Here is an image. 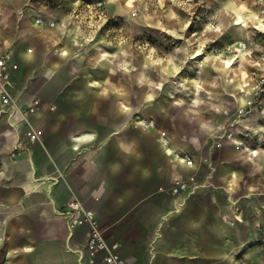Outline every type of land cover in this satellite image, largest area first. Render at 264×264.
I'll use <instances>...</instances> for the list:
<instances>
[{"label":"crops","instance_id":"0c3cea01","mask_svg":"<svg viewBox=\"0 0 264 264\" xmlns=\"http://www.w3.org/2000/svg\"><path fill=\"white\" fill-rule=\"evenodd\" d=\"M30 7L27 0H0V53L9 50L18 64L17 105L25 110L39 100L28 118L40 137L27 142L18 113L0 117V264H108L100 255L86 262V226L69 234L59 211L71 194L97 212L104 238L118 244L126 264H253L252 256L264 264V151L240 150L230 140L204 186L171 197L158 188L196 168L170 159L153 130L127 126L135 111L154 115L171 148L189 151L198 163L203 139L227 105L219 94L227 91L237 102L234 84L219 82L220 63H210L214 83L186 87L181 99L157 100L160 83L140 87L132 73L125 85L124 68L102 51V40L80 35L58 13L52 26L37 25L32 16L39 9ZM123 52L116 47L110 54ZM198 71L208 76L206 66ZM254 117L264 119V111ZM17 139L23 151L12 156Z\"/></svg>","mask_w":264,"mask_h":264},{"label":"rangeland","instance_id":"374dc122","mask_svg":"<svg viewBox=\"0 0 264 264\" xmlns=\"http://www.w3.org/2000/svg\"><path fill=\"white\" fill-rule=\"evenodd\" d=\"M27 2L28 7L39 9V12L32 16L34 23L37 17L51 19V15L58 13L57 16H61L59 18L64 15L68 20L74 21L80 35L91 36L97 42L102 40L99 42L102 51L108 52V58L118 61L124 68V74L121 75L125 85L131 84L132 73L136 76L139 74L140 87L146 86L149 80L160 83L158 86L162 89L156 90L157 100L169 96L181 99L185 96L186 87L203 81L207 84L214 83L217 74L210 68L215 61L208 58L218 57L224 60L226 66L219 62L220 69H223L222 73L218 74L219 82L223 87H226L228 81L231 85L234 84L236 96H244L246 101L239 105L234 97L227 96V91L219 94L223 103H227L219 111L221 121L205 135V138L202 135L203 147L199 162L194 165L196 169L179 178L189 181L190 189L193 185L197 186L190 193H186L187 196L195 194L202 185H205L202 184L205 183L203 182L205 178L213 176L220 162L221 151L229 143L235 142L240 150L251 148L264 151V131L259 127V124L264 125V119L256 120L254 117L251 118L254 120L251 123L249 118L250 113L264 111V96L254 95L257 81L264 76V12H259L254 0H27ZM236 6L245 18V24L236 18ZM244 7H257L260 16L251 11L253 16L247 18ZM240 41L246 43L245 48L249 47L248 53L245 48L239 49ZM116 47H122L124 51L117 57L110 54ZM244 50L246 56H243ZM203 65L207 67L208 76L198 71ZM234 66L235 69L229 72V67ZM162 67L166 70L165 74L159 72ZM126 88V95L132 97V91ZM134 94L136 97V92ZM202 94L206 98L210 93ZM153 100L140 106L138 110L148 109ZM231 101L233 104L229 105ZM138 115L140 114L135 111L127 126H134L133 119ZM145 117L152 118L157 128L161 129L154 115ZM246 117L249 118L250 125L249 122L243 125L242 120L247 119ZM259 130L261 138L257 132ZM244 139L251 142H244ZM246 143L253 146H245ZM173 183L174 180H171L160 186L157 191L159 194L174 197L176 195L171 193ZM254 245L253 242L247 244L251 247ZM252 257V263L258 264L256 256Z\"/></svg>","mask_w":264,"mask_h":264},{"label":"built area","instance_id":"2783aa9c","mask_svg":"<svg viewBox=\"0 0 264 264\" xmlns=\"http://www.w3.org/2000/svg\"><path fill=\"white\" fill-rule=\"evenodd\" d=\"M254 3L259 8L260 13L264 12V0H254ZM98 5H100V3H98ZM35 24H47L52 26L53 24H55V22L50 19L44 18L43 16H40L35 19ZM238 47L245 48V42H238ZM55 51L59 54H62V51L59 49H55ZM17 67L18 64L13 60L12 53L9 50L0 53V117L3 114L18 113L27 128V142L33 143L35 141H40V137L34 126L31 124L28 115L36 111V106L39 100H33L32 104L29 105L25 110H22L17 105L12 92V74ZM254 95L258 97L264 96V76L259 78V80L257 81ZM136 120H141V123L139 124V126L135 124L134 126L155 131L157 134V140L162 148H164L165 150L167 148H171L167 132L163 129H158L156 122L152 118L141 117L140 119ZM15 131L18 132L17 130ZM22 151L23 147L20 145L17 139L13 145L11 155H18ZM167 153L170 159H173L182 166L194 167L195 165L193 157L184 150L170 149V151ZM192 179L193 178L191 177L190 180ZM196 187V185H193L190 189L189 181L185 179H176L174 180L173 186L171 187V193L175 195H180L181 193L188 194ZM59 213L64 216L70 235L76 227L86 226L87 234L84 244L86 262L88 261L89 263H92L94 261V258L97 255H100L102 260L108 264H126L125 260L117 251L118 244L109 243L104 238L102 230L100 228L97 212L94 209L85 208L80 203V201L71 194L66 202L65 209L59 211Z\"/></svg>","mask_w":264,"mask_h":264},{"label":"bare ground","instance_id":"6f19581e","mask_svg":"<svg viewBox=\"0 0 264 264\" xmlns=\"http://www.w3.org/2000/svg\"><path fill=\"white\" fill-rule=\"evenodd\" d=\"M127 3V2H126ZM127 5V4H126ZM127 6H129V5H127ZM122 8V7H121ZM235 10H236V18H237V20L240 22V23H243V24H245V18L241 15V13H240V11H239V8L236 6V8H235ZM249 10L250 11H252L254 14H256V16H260V14H259V12H258V9H257V7H256V10L254 9V8H249ZM234 45H235V43H234ZM239 49H244V48H239ZM194 55V54H193ZM208 55V54H207ZM208 59H212V60H215V61H218V62H220V63H223V60L222 59H220V58H218V57H212V58H208ZM245 98H244V96H238L237 97V103L239 104V105H243L244 103H245ZM141 117H145V116H142V115H138V117H136V119H140ZM247 119H243L242 121H243V125H245V123H247V122H249V118L248 117H246ZM136 119H133V123L135 124V125H138L139 126V124L141 123V120H136ZM248 120V121H247ZM252 123V122H251ZM250 122H249V125L251 124ZM255 128V127H254ZM169 138V137H168ZM170 149H172V148H167L166 150H167V152H169L170 151ZM173 150H184V149H173Z\"/></svg>","mask_w":264,"mask_h":264}]
</instances>
